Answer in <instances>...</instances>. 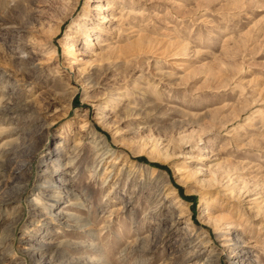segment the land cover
<instances>
[{"label": "rangeland", "instance_id": "rangeland-1", "mask_svg": "<svg viewBox=\"0 0 264 264\" xmlns=\"http://www.w3.org/2000/svg\"><path fill=\"white\" fill-rule=\"evenodd\" d=\"M0 264H264V0H0Z\"/></svg>", "mask_w": 264, "mask_h": 264}, {"label": "bare ground", "instance_id": "bare-ground-1", "mask_svg": "<svg viewBox=\"0 0 264 264\" xmlns=\"http://www.w3.org/2000/svg\"><path fill=\"white\" fill-rule=\"evenodd\" d=\"M109 8H111V6H109ZM94 10L96 9V7L93 8ZM108 21V20H105ZM206 158H202V160H205Z\"/></svg>", "mask_w": 264, "mask_h": 264}]
</instances>
